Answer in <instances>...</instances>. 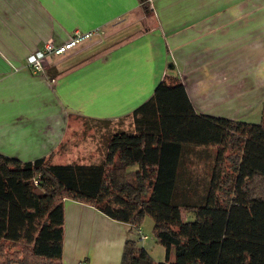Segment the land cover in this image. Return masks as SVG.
Returning a JSON list of instances; mask_svg holds the SVG:
<instances>
[{
    "label": "crops",
    "instance_id": "crops-1",
    "mask_svg": "<svg viewBox=\"0 0 264 264\" xmlns=\"http://www.w3.org/2000/svg\"><path fill=\"white\" fill-rule=\"evenodd\" d=\"M146 3L148 13L140 0H0V155L52 160L73 110L98 122L128 118L166 74L181 79L197 113H261L264 0ZM95 28L92 39L45 61L43 72L28 66L45 41L58 45ZM63 216L56 264H120L133 234L146 249L147 238L90 205L65 199Z\"/></svg>",
    "mask_w": 264,
    "mask_h": 264
},
{
    "label": "trees",
    "instance_id": "trees-1",
    "mask_svg": "<svg viewBox=\"0 0 264 264\" xmlns=\"http://www.w3.org/2000/svg\"><path fill=\"white\" fill-rule=\"evenodd\" d=\"M129 117L96 162L0 155V264H56L65 199L134 229L152 218L165 260L127 236L120 264H264V103L259 123L197 113L166 74Z\"/></svg>",
    "mask_w": 264,
    "mask_h": 264
},
{
    "label": "rangeland",
    "instance_id": "rangeland-1",
    "mask_svg": "<svg viewBox=\"0 0 264 264\" xmlns=\"http://www.w3.org/2000/svg\"><path fill=\"white\" fill-rule=\"evenodd\" d=\"M257 114L258 116L252 115L242 121L259 123L261 113L258 111ZM69 115L70 121L64 143L53 156V163L75 161L84 164L96 162L104 155L106 141L115 131L130 130L132 128L130 117L110 122H98L89 120L87 115L78 113L75 110ZM182 216L185 220H189L192 217L189 212H183ZM140 226L142 233L147 235L145 242L147 243L146 249L148 253L155 261H164L165 248L156 241L153 235L152 218L146 216ZM134 233H137L136 229ZM135 236L136 234H133L131 238ZM55 260L57 261V259Z\"/></svg>",
    "mask_w": 264,
    "mask_h": 264
},
{
    "label": "built area",
    "instance_id": "built-area-1",
    "mask_svg": "<svg viewBox=\"0 0 264 264\" xmlns=\"http://www.w3.org/2000/svg\"><path fill=\"white\" fill-rule=\"evenodd\" d=\"M99 33L97 28L89 30V31H75L73 35L66 41L61 44H55L51 39L45 41L40 48H38L35 52L31 53L27 56L26 62L28 66L37 72H43L45 67L44 63L52 56L62 55L77 47L87 40L92 39ZM103 32H101L102 34ZM36 183L37 181L34 180ZM138 233L140 235V240H145L147 236L142 233L140 227H138Z\"/></svg>",
    "mask_w": 264,
    "mask_h": 264
}]
</instances>
